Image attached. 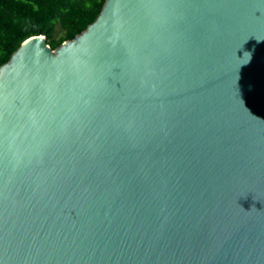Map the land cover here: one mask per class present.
Here are the masks:
<instances>
[{
    "label": "water",
    "instance_id": "95a60500",
    "mask_svg": "<svg viewBox=\"0 0 264 264\" xmlns=\"http://www.w3.org/2000/svg\"><path fill=\"white\" fill-rule=\"evenodd\" d=\"M0 264H264V0H105L0 66Z\"/></svg>",
    "mask_w": 264,
    "mask_h": 264
},
{
    "label": "trees",
    "instance_id": "16d2710c",
    "mask_svg": "<svg viewBox=\"0 0 264 264\" xmlns=\"http://www.w3.org/2000/svg\"><path fill=\"white\" fill-rule=\"evenodd\" d=\"M105 0H0V66L29 37L45 35L55 49L83 32Z\"/></svg>",
    "mask_w": 264,
    "mask_h": 264
}]
</instances>
